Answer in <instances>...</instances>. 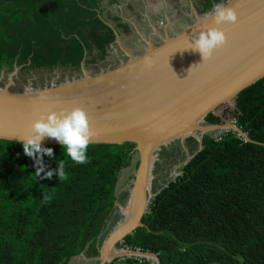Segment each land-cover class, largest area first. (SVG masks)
<instances>
[{
    "label": "trees",
    "instance_id": "1",
    "mask_svg": "<svg viewBox=\"0 0 264 264\" xmlns=\"http://www.w3.org/2000/svg\"><path fill=\"white\" fill-rule=\"evenodd\" d=\"M103 1L0 0V71H79L104 60L121 24L103 17ZM193 1L202 15L224 0ZM231 114L248 140L230 130L202 134L201 148L154 195L142 226L121 246L156 254L159 264H264V76L237 93ZM204 123L221 121L207 113ZM45 148L53 149L42 157L45 171L63 160L66 179L35 177L21 142L0 139V264L95 257L117 201V175L134 153L130 143L90 144V162L75 164L61 145ZM108 264L153 263L123 257Z\"/></svg>",
    "mask_w": 264,
    "mask_h": 264
},
{
    "label": "water",
    "instance_id": "2",
    "mask_svg": "<svg viewBox=\"0 0 264 264\" xmlns=\"http://www.w3.org/2000/svg\"><path fill=\"white\" fill-rule=\"evenodd\" d=\"M222 4L235 10V24L214 25L209 15L212 10L198 15L190 3L194 12L191 25L175 35L165 34L157 45L147 42L138 55L126 53V59L115 67L38 90L13 91L0 86V139L21 142L31 134V123L41 114L83 109L95 133L91 144L130 143L137 154L133 180L120 209L127 205L133 190H140L143 197L153 152L159 147L192 137L199 150L202 134L210 129L230 130L247 141L235 124H204V117L224 103H234L240 90L264 76V0H225ZM208 27L223 30L227 43L202 62L198 52L183 50L194 35ZM41 143L45 147L60 145L53 138ZM159 189L143 200L131 225L115 234L125 216L99 241L104 224L93 257L99 258L98 264L123 257L154 259L153 264H159L156 254L121 246L124 236L142 226L141 217ZM116 241L120 245L117 252L103 259L106 245L113 247Z\"/></svg>",
    "mask_w": 264,
    "mask_h": 264
},
{
    "label": "rangeland",
    "instance_id": "3",
    "mask_svg": "<svg viewBox=\"0 0 264 264\" xmlns=\"http://www.w3.org/2000/svg\"><path fill=\"white\" fill-rule=\"evenodd\" d=\"M192 1L117 0L116 3H108L104 0L101 13L103 17L114 26L116 21H112L111 17L117 16L124 25V28L116 29L117 36L109 45L104 60L94 65H83L79 71L62 68L53 71L39 69L33 72L19 71L18 68H14L11 72L0 71V86H6L13 91L38 90L81 78L83 74L90 76L115 67L126 59V53L130 55L142 53L147 42L152 45L159 44L164 35L168 34V27H170V34L175 35L191 25L194 22V12L190 6V3L194 2ZM224 2L225 0L215 3V5ZM164 23L166 24V29H164L165 26L163 27ZM232 108V102L224 103L213 110V114L220 117L221 124H231L233 122ZM206 133L213 137H218L224 131L210 129ZM197 149V142L190 143L182 139L169 142L154 150L149 171L151 194L178 175L180 166ZM136 162L137 154L134 152L130 164L126 168L121 169L117 175L115 188L117 195L116 207L111 211L99 241L105 239L123 219L119 205L122 206L126 200L123 203H120L119 200L129 190ZM119 247L120 245L116 241L113 244V248L118 249ZM150 261L154 263V259H150ZM98 262L99 258H86L84 255L79 254L71 258L68 264H98Z\"/></svg>",
    "mask_w": 264,
    "mask_h": 264
},
{
    "label": "clouds",
    "instance_id": "4",
    "mask_svg": "<svg viewBox=\"0 0 264 264\" xmlns=\"http://www.w3.org/2000/svg\"><path fill=\"white\" fill-rule=\"evenodd\" d=\"M209 15L214 25L235 24L238 19L235 10L225 4L214 5ZM226 43L227 38L223 30L218 27H208L194 35L188 42V47L183 51L198 52L204 62L212 57L215 50L222 48ZM173 74L176 76L174 72ZM30 127L31 134L23 137L21 144L24 154L33 158L35 162V177L41 176L43 173L41 178L51 179L54 175L60 180L67 178L63 160L57 164L55 171H45L42 162L43 155L53 156V149L42 147L41 142L45 138L55 139L63 147L67 157L75 164L90 162L87 151L93 142L95 133L91 128L88 115L83 109L76 107L70 111L61 110L59 113L50 111L47 115L41 114L31 123ZM44 199L49 200L50 197H44Z\"/></svg>",
    "mask_w": 264,
    "mask_h": 264
},
{
    "label": "bare ground",
    "instance_id": "5",
    "mask_svg": "<svg viewBox=\"0 0 264 264\" xmlns=\"http://www.w3.org/2000/svg\"><path fill=\"white\" fill-rule=\"evenodd\" d=\"M149 181H150V175L148 176V179L145 182V186H144L145 193L142 195L143 197H141L140 190L138 192H135V190H133L132 191L133 195H131L129 202L125 207L121 208V215L122 217L126 216V219L124 223L121 225V227H119L115 231V234H117L121 230H124L126 227H128L133 223L135 217L137 216V214L139 213V211L143 206V200L145 199L146 201L147 199L146 197H148V195L151 194V184ZM115 252H117V250L114 249L112 245L110 244L106 245V247L103 250V259L108 258L110 255L114 254Z\"/></svg>",
    "mask_w": 264,
    "mask_h": 264
},
{
    "label": "crops",
    "instance_id": "6",
    "mask_svg": "<svg viewBox=\"0 0 264 264\" xmlns=\"http://www.w3.org/2000/svg\"><path fill=\"white\" fill-rule=\"evenodd\" d=\"M116 23H117V21H116ZM119 23L121 24L120 28H121V29L124 28V25H123L122 21L120 20V18H119ZM164 24H165V23H164ZM164 24H163V27L165 26L164 29H166V24H165V25H164ZM118 29H119V28H118ZM167 32H168V35H171V34H170V27H168ZM69 262H70V261H69ZM69 262H68V263H69Z\"/></svg>",
    "mask_w": 264,
    "mask_h": 264
},
{
    "label": "built area",
    "instance_id": "7",
    "mask_svg": "<svg viewBox=\"0 0 264 264\" xmlns=\"http://www.w3.org/2000/svg\"><path fill=\"white\" fill-rule=\"evenodd\" d=\"M232 123H234V118H233V122H231V124H232ZM234 124H235V123H234ZM222 134H223V133H222ZM220 135H221V134H220ZM220 135H219V136H220ZM219 136H218V137H219ZM218 137H215V138H218Z\"/></svg>",
    "mask_w": 264,
    "mask_h": 264
}]
</instances>
